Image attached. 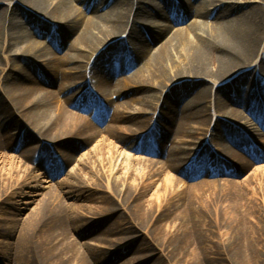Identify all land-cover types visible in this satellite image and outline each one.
Returning <instances> with one entry per match:
<instances>
[{
	"label": "bare ground",
	"instance_id": "1",
	"mask_svg": "<svg viewBox=\"0 0 264 264\" xmlns=\"http://www.w3.org/2000/svg\"><path fill=\"white\" fill-rule=\"evenodd\" d=\"M260 173L264 0H0V264H264Z\"/></svg>",
	"mask_w": 264,
	"mask_h": 264
},
{
	"label": "rangeland",
	"instance_id": "2",
	"mask_svg": "<svg viewBox=\"0 0 264 264\" xmlns=\"http://www.w3.org/2000/svg\"><path fill=\"white\" fill-rule=\"evenodd\" d=\"M197 1H199V2H209V0H197ZM4 6H8V5H13V2H7V3H4L3 4ZM101 6V5H100ZM103 7V6H102ZM101 7V8H102ZM215 8H212L211 10H214ZM165 15H166V17L167 18H169V14L168 13H165ZM190 21H194V19H192V20H190ZM167 22H169V20H165V22H163L162 24H165V23H167ZM208 24H210V25H212L213 23H214V20H210V21H208L207 22ZM187 24H189L188 22H187ZM186 25V24H185ZM154 48V49H153ZM151 52H156V51H159V49H160V44L159 43H157V44H154V45H152L151 46ZM141 63H142V61L140 60V59H136L135 60V62H134V64H136V65H141ZM253 143V145L254 144H256V140L254 141V142H252ZM252 143H247L246 145H245V148H249V147H251V145H252ZM93 146L92 145H90V146H88L87 148H85L82 152H80L79 154H77V155H75L77 158H80V156L81 155H83V154H86V153H88L90 150H91V148H92ZM228 161V160H227ZM226 162V161H225ZM73 166L74 165H72V166H70L69 167V170H71L72 168H73ZM252 175H246V176H244V177H242L240 180H242V181H244L245 179H247L248 177H251ZM62 178L60 177L58 180H61ZM210 179V181H216V180H218V182L219 183H221V186H220V188H226V186H225V184H226V182L225 181H221V180H223V179H225L224 177H222V176H215V177H212V178H209ZM208 179V180H209ZM203 180H205V178H202V179H199V180H197V181H203ZM260 181V182H259ZM246 182H248V186L246 187V188H244V190L242 191V192H245L244 194H247L248 195V198H251L252 197V193H254V192H258V193H260V194H262V195H264V191H261L260 190V188H259V183H264V173H260V174H258V175H256V177H254V178H251L250 180L249 179H247L246 180ZM73 203L74 202H76V201H72ZM168 223V222H167ZM169 224H173V222L171 221V222H169ZM117 248H119V247H117ZM131 256V255H130ZM130 256H125V257H123V258H121V260H119L118 262H117V264H123L125 261H126V259H128ZM214 258V257H213ZM158 259V258H157ZM160 260H155L154 261V263H158V264H186L185 263V261H171V262H164L165 260L164 259H161V258H159ZM153 264V262L151 261V262H148L147 264ZM188 264V263H187ZM211 264H237V263H235V262H230V261H221V260H217V261H215V262H211Z\"/></svg>",
	"mask_w": 264,
	"mask_h": 264
}]
</instances>
